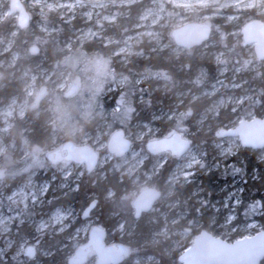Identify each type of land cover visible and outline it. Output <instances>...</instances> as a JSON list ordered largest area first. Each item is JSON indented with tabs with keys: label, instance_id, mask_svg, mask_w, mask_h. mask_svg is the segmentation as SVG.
Here are the masks:
<instances>
[{
	"label": "rangeland",
	"instance_id": "obj_1",
	"mask_svg": "<svg viewBox=\"0 0 264 264\" xmlns=\"http://www.w3.org/2000/svg\"><path fill=\"white\" fill-rule=\"evenodd\" d=\"M22 1L31 19L24 34L19 14H10L11 0H0V264H61L58 258L51 262L55 251L47 248V242L74 226L84 211L71 205L52 206V199L59 192L74 191L88 173L86 163L48 159L67 143L95 149L100 159L93 173L123 184L121 197L131 200L132 209L127 205L105 219L100 213L82 219L68 238L73 247L68 260L88 242L96 225L112 226L118 221L116 228H106V232L126 234L130 213L134 216L135 212V197L146 188L157 187L160 169L170 163L164 194L151 212L155 213L151 219H163V228L154 233L149 246L165 242V250L173 254L188 241L193 244L192 230L205 222L211 233L218 232V237L227 241L260 233L263 226L258 221L240 215L241 179L247 172H242L236 157L244 148L237 137H222L221 132L234 130L256 116L264 119V61L257 59L254 45L245 46L240 37L242 18L251 14L264 17V0ZM141 2L146 6L131 16L132 7ZM122 18L129 26L116 29ZM196 23L211 26L208 41L193 49L177 45L173 31ZM225 28H229L227 33ZM35 45L41 58L36 66L28 65ZM148 50L175 59L181 55L196 61L206 59L208 65H200L188 80L176 79L164 70L138 69L140 63L125 69L133 59L148 58ZM47 53H59L60 57L46 65ZM17 61L26 67L21 71L22 86L7 97L3 81L13 75ZM78 76L80 90L66 98ZM44 86L48 87L46 96L33 109L31 105ZM138 106L142 118L136 112ZM40 118L46 136L37 145L25 137L21 126ZM121 130L134 146L127 156L118 158L109 153L108 142ZM175 134L189 141L214 135L210 141L197 140L181 158L168 152L150 154L151 142ZM257 151L258 160L264 161V149ZM214 171L225 176L217 183L218 199L208 204L197 181ZM193 183L197 185L194 194L199 219L172 217L178 208L172 198L175 189ZM200 205L207 206L204 213ZM250 212L259 216L264 205L260 203ZM184 220L185 227H177ZM120 243L113 240L107 245ZM63 245L66 248L67 244ZM30 246L36 248L34 258L26 255ZM130 250L135 264H161L155 255ZM96 262L97 255L92 252L85 264Z\"/></svg>",
	"mask_w": 264,
	"mask_h": 264
},
{
	"label": "trees",
	"instance_id": "obj_2",
	"mask_svg": "<svg viewBox=\"0 0 264 264\" xmlns=\"http://www.w3.org/2000/svg\"><path fill=\"white\" fill-rule=\"evenodd\" d=\"M151 2L152 0H148ZM146 4L144 2H141L139 5H134L132 7V11L130 13L131 16H136L135 13L139 14L140 11H137V8H144ZM130 18V17H129ZM244 19V20H243ZM253 20H259L264 21V17H259L255 15H250L248 17L242 18L240 21H242L245 24L250 23ZM121 26V27H120ZM120 26L116 27V29L126 28L129 26V23L125 25L123 24V18L120 21ZM230 28V27H229ZM229 28H225V33L228 32ZM21 34H24L26 32V28L22 29L20 28ZM10 30V29H9ZM12 30V29H11ZM10 30V32H11ZM243 37V34H240V37ZM25 41H29V38L27 36L24 37ZM29 43L25 44V46H28ZM148 54V58L142 59H133L132 62L125 68L126 70L130 68H134V65L137 63H140V66L138 69L142 70H148L151 71L158 69V70H164L172 74L174 78L182 79V80H188L189 78H192L193 72L201 65L205 66L207 64V60H197L193 59L191 56H184L181 55L179 58H173L171 56H168L166 53L154 52L151 53L150 50L146 51ZM58 57H60V54L53 55L51 53H47V59H46V65L50 62H55ZM41 58L40 55H34L31 54L28 57V60L26 63L30 62L33 64V66H36L38 63L37 61ZM15 69L13 70V75H8L5 77L4 85H5V91L6 96L10 97L12 95H15L19 92L22 85L21 82V71L22 69L25 70L26 67L20 62H16ZM31 64V65H32ZM29 65V63H28ZM208 65V64H207ZM27 66V65H26ZM20 71H19V70ZM180 70V71H178ZM186 72V73H185ZM18 85V88L15 87ZM162 98L161 96H159ZM136 112H139L140 116L139 118L143 117V113L141 111L140 106L136 109ZM259 115V114H258ZM260 117V116H256ZM263 118V117H260ZM20 128V126H19ZM21 130L25 129V137L28 138V140L31 143L39 145L40 143H43L41 139H43L46 134L42 131L44 127H42V119L40 118L35 123H32L30 125H22ZM214 134L206 135V136H198L191 137L192 145L197 140H206L207 141L212 139V136ZM258 151L250 150V149H242L239 155L236 157L239 164V167L242 172H247L245 175H243L241 179V189H242V201H241V208H240V215L244 218V220H248L251 218H254L258 223H260L263 226L264 230V213L260 214L259 216L255 214L252 216V212H250V209H253L254 207L258 206L260 203L264 205V161L258 160L257 158ZM172 169V164H167L163 168L160 169L157 179V188L162 191V194H164L163 188L165 190V183L170 176V172ZM256 172V173H255ZM255 173V174H254ZM225 176V175H224ZM222 173L220 171H214L204 174L199 181H197L203 190V194L205 195V201L208 204H211L212 202H215V200L218 199V182L223 181ZM164 185V186H163ZM123 184H118L116 182L111 181V179L106 178H100L97 174H94L93 172L85 173V175L81 178V180L78 182L77 188L74 189V191H64L59 192L58 194L54 195L55 198H51L53 201L52 206L54 205H61V206H73L75 210H78L80 212H85L86 207H88L93 201L98 200L97 208L92 213L91 217H94L98 215L97 213H100V216L102 219H105V217H108L112 213L120 212L122 211L120 208L129 206L128 209L132 211L131 209V200L128 202L127 199H122L121 192L124 190L122 188ZM196 183H193V185H186L182 187H177L174 191V194L172 195L173 200L178 203V208H176L175 212L172 213V217L179 218L180 216L186 215L189 220L195 221L198 220L199 217L197 215V210L199 205L196 201L197 197L194 194L196 187ZM167 187V186H166ZM114 192L112 196H110L111 192ZM51 201V202H52ZM203 204V203H202ZM124 205V206H123ZM158 204L156 205V207ZM202 206V205H200ZM207 206H202L204 213ZM154 214H148L141 217V220H135L134 216L131 215L129 220L130 222L126 224V231L127 233L124 235H114L107 234V237L105 239L106 243H109L110 241L116 240L117 242H121L123 244L128 245L129 247L133 249L143 250L146 251L147 254L155 255L161 262V264H181L179 261V258L182 254H184L185 250L192 245V243L187 242L188 244L183 249H177L174 251L173 254L168 253V250H165L167 247V243L163 242L159 245H153L149 246V243L152 239V236L157 231L162 230L163 228V219L159 218H152ZM90 217V218H91ZM151 220V222H150ZM82 222V217H79L76 219V223L74 226L69 227L66 229V231L56 235L55 237H52L51 240L47 242L48 247L54 249L55 253L54 256L51 257V262H56V258L59 259L61 264H67L69 253L73 251L72 244L69 243L68 238L72 236L73 230L76 228V225L80 224ZM118 221H116L112 226L111 224L106 225L103 223V228H107L108 230L112 227L116 228L118 226ZM207 222L204 223L200 227V229H193L192 230V236L196 237L197 234H199L202 231H208L211 233L212 229H209L207 227ZM177 227L184 228L185 227V220L181 221ZM130 232V233H129ZM218 232L212 233L214 236H218ZM192 239V238H191ZM231 241V240H230ZM59 244V245H57ZM67 244L66 248H63ZM166 245V246H165ZM121 264H135L133 262V257H129L125 261L121 262ZM264 264V262H263Z\"/></svg>",
	"mask_w": 264,
	"mask_h": 264
},
{
	"label": "water",
	"instance_id": "obj_3",
	"mask_svg": "<svg viewBox=\"0 0 264 264\" xmlns=\"http://www.w3.org/2000/svg\"><path fill=\"white\" fill-rule=\"evenodd\" d=\"M11 14L19 13V26L24 29L28 27L31 19L22 0H11ZM211 26L209 24H188L175 29L172 35L177 45L185 49H193L202 46L211 36ZM243 40L246 46L255 44L254 52L259 61H264V21L253 20L244 26ZM32 55L38 54L37 45L30 49ZM74 84L66 93V98L75 95L81 88V76L76 77ZM48 88L42 87L37 98L31 105L33 109L43 101ZM234 130H223V136L237 137L242 147L250 150L264 149V119L257 117L253 121H244ZM192 142L184 138L181 134H175L169 138L158 139L148 145V151L154 156L171 153L175 158H181L191 149ZM133 148L132 140L122 130L116 131L108 142V151L111 155L123 158ZM66 155L62 151H54L48 155V159L53 163L71 161L78 164L86 163L88 172H93L99 163V156L95 149L90 146H78L74 143H67L65 146ZM162 192L156 187L146 188L139 192L132 203L134 218L141 220V217L150 214L155 206L161 201ZM98 200L93 201L82 215L83 220H87L94 212ZM107 232L100 225L94 226L90 230L89 240L86 244L80 245L68 261V264H85L88 262L91 253L97 255L96 264H121L131 255L130 247L126 244L107 245L104 240ZM36 248L30 246L26 255L34 258ZM181 264H263L264 262V230L249 238H243L236 242L227 241L221 237H216L212 233L202 231L196 235L195 241L187 248L179 258Z\"/></svg>",
	"mask_w": 264,
	"mask_h": 264
},
{
	"label": "flooded vegetation",
	"instance_id": "obj_4",
	"mask_svg": "<svg viewBox=\"0 0 264 264\" xmlns=\"http://www.w3.org/2000/svg\"><path fill=\"white\" fill-rule=\"evenodd\" d=\"M11 2H12V1H11ZM11 2H10V9H11ZM23 4H24V3H23ZM24 6H25V5H24ZM11 10H12V9H11ZM10 14H11V11H10ZM12 14H16V15H18L19 13H12ZM12 14H11V15H12ZM18 19H19V17L17 18V20H18ZM18 23H19V20H18ZM247 24H248V23H247ZM19 27H20V26H19ZM26 28H28V27H26ZM242 30H243V28L241 29V32H242ZM242 33H243V32H242ZM251 45H252V44H251ZM251 45H248V46H251ZM253 45H255V44H253ZM32 56H34V55H32ZM46 87H47V86H46ZM47 88H48V87H47ZM36 108H37V107H36ZM132 144H133V142H132ZM133 146H134V144H133ZM62 150H63V149H62ZM62 150H61V151H62ZM64 152H65V154H64ZM66 153H67L66 150H63V154L66 155ZM153 187H155V186H153ZM156 188H157V187H156ZM155 207H156V206H155ZM155 207H154V208H155ZM96 208H97V207H96ZM150 214H151V213H150ZM91 215H92V214H91ZM147 215H148V214H147ZM90 217H91V216H90ZM90 217H89V218H90ZM135 220H137V219H135ZM96 226H98V225H96ZM104 229H105V228H104ZM105 231H106V229H105ZM107 234H108V232H107ZM106 237H107V236H106ZM105 239H106V238H105ZM104 243H106L105 240H104ZM106 244H107V243H106ZM131 253H132V252H131ZM127 259H128V258H127ZM125 260H126V259H125ZM125 260H124V261H125Z\"/></svg>",
	"mask_w": 264,
	"mask_h": 264
},
{
	"label": "bare ground",
	"instance_id": "obj_5",
	"mask_svg": "<svg viewBox=\"0 0 264 264\" xmlns=\"http://www.w3.org/2000/svg\"><path fill=\"white\" fill-rule=\"evenodd\" d=\"M19 20V19H18ZM162 139V138H161ZM98 205V204H97Z\"/></svg>",
	"mask_w": 264,
	"mask_h": 264
}]
</instances>
